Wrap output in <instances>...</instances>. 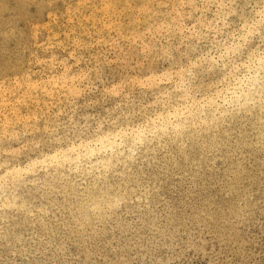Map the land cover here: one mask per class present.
<instances>
[{
    "label": "clouds",
    "instance_id": "1",
    "mask_svg": "<svg viewBox=\"0 0 264 264\" xmlns=\"http://www.w3.org/2000/svg\"><path fill=\"white\" fill-rule=\"evenodd\" d=\"M0 264H264V0H0Z\"/></svg>",
    "mask_w": 264,
    "mask_h": 264
}]
</instances>
